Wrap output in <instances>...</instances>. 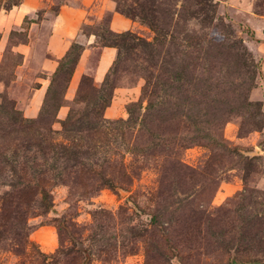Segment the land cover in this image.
<instances>
[{
	"label": "rangeland",
	"instance_id": "374dc122",
	"mask_svg": "<svg viewBox=\"0 0 264 264\" xmlns=\"http://www.w3.org/2000/svg\"><path fill=\"white\" fill-rule=\"evenodd\" d=\"M25 1L0 30V264L264 261V0H112L128 30L93 13L61 57L82 0L0 17Z\"/></svg>",
	"mask_w": 264,
	"mask_h": 264
},
{
	"label": "crops",
	"instance_id": "0c3cea01",
	"mask_svg": "<svg viewBox=\"0 0 264 264\" xmlns=\"http://www.w3.org/2000/svg\"><path fill=\"white\" fill-rule=\"evenodd\" d=\"M28 7H31L29 1H25L22 5L6 11L0 17V30H7L9 27L20 23V20L28 13ZM110 12L112 14L110 26L116 31L128 30L130 23L128 18L123 17L116 11V3L112 0H82L81 7L62 6L56 16L53 31L49 36V46L55 57H61L72 40L80 39L81 25L93 13L102 14ZM92 35L87 36L88 43H91ZM114 51L108 48L104 61L110 62ZM105 62V63H106Z\"/></svg>",
	"mask_w": 264,
	"mask_h": 264
},
{
	"label": "water",
	"instance_id": "95a60500",
	"mask_svg": "<svg viewBox=\"0 0 264 264\" xmlns=\"http://www.w3.org/2000/svg\"><path fill=\"white\" fill-rule=\"evenodd\" d=\"M235 264H264V261H261V262H251V263H235Z\"/></svg>",
	"mask_w": 264,
	"mask_h": 264
}]
</instances>
